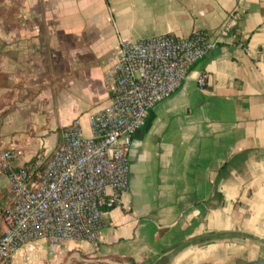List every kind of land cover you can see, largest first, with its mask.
Returning a JSON list of instances; mask_svg holds the SVG:
<instances>
[{
  "label": "crops",
  "instance_id": "1",
  "mask_svg": "<svg viewBox=\"0 0 264 264\" xmlns=\"http://www.w3.org/2000/svg\"><path fill=\"white\" fill-rule=\"evenodd\" d=\"M233 17L228 42L136 131L130 189L103 214L101 241L64 253L97 264L264 260V0H0V150L21 149L16 166L51 157L75 120L92 136L119 39L214 34ZM10 189L1 176L0 203ZM33 245L49 248L20 254Z\"/></svg>",
  "mask_w": 264,
  "mask_h": 264
},
{
  "label": "built area",
  "instance_id": "2",
  "mask_svg": "<svg viewBox=\"0 0 264 264\" xmlns=\"http://www.w3.org/2000/svg\"><path fill=\"white\" fill-rule=\"evenodd\" d=\"M235 20L214 34L119 39L106 75L111 102L90 119L91 137L75 120L49 158L16 166L22 150H0V177L11 188L10 202L0 203V264H12L25 246L40 241L50 252L101 241L103 214L130 189L129 154L136 131L158 103L183 86L195 64L228 42ZM197 82L204 90L208 75H199Z\"/></svg>",
  "mask_w": 264,
  "mask_h": 264
},
{
  "label": "rangeland",
  "instance_id": "3",
  "mask_svg": "<svg viewBox=\"0 0 264 264\" xmlns=\"http://www.w3.org/2000/svg\"><path fill=\"white\" fill-rule=\"evenodd\" d=\"M6 191L7 188L5 189V192ZM10 195L9 192L4 194L3 199L6 200V203L10 202ZM36 245H33L29 250L24 251L25 253L17 255L20 258L15 261V264H97L86 254L82 256V258H84L82 259L73 257L74 255L70 254V252H50V249L45 245Z\"/></svg>",
  "mask_w": 264,
  "mask_h": 264
},
{
  "label": "water",
  "instance_id": "4",
  "mask_svg": "<svg viewBox=\"0 0 264 264\" xmlns=\"http://www.w3.org/2000/svg\"><path fill=\"white\" fill-rule=\"evenodd\" d=\"M241 264H264V260L251 261V262H246V263H241Z\"/></svg>",
  "mask_w": 264,
  "mask_h": 264
}]
</instances>
